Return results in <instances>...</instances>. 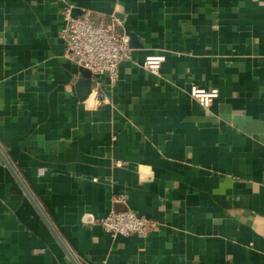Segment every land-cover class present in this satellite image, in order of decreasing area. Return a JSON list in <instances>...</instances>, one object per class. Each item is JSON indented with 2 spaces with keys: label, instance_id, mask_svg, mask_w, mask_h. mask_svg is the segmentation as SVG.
Segmentation results:
<instances>
[{
  "label": "crops",
  "instance_id": "obj_1",
  "mask_svg": "<svg viewBox=\"0 0 264 264\" xmlns=\"http://www.w3.org/2000/svg\"><path fill=\"white\" fill-rule=\"evenodd\" d=\"M67 8L131 35L105 103L80 98ZM0 150L31 196L0 156V264H264V0H0ZM113 204L158 229L111 237Z\"/></svg>",
  "mask_w": 264,
  "mask_h": 264
},
{
  "label": "built area",
  "instance_id": "obj_2",
  "mask_svg": "<svg viewBox=\"0 0 264 264\" xmlns=\"http://www.w3.org/2000/svg\"><path fill=\"white\" fill-rule=\"evenodd\" d=\"M63 16L65 25L61 37L66 47V56L89 71L93 91L97 92L94 96L95 103H105L106 90H98L94 84H98L101 77H106L108 82L105 87L108 90L116 87L121 62L131 60L130 34L116 20L107 24L96 22L88 11L75 17L71 8H67L63 11ZM165 61L164 54L152 51L145 56L142 66L153 74L161 75ZM189 92L205 109L210 108L220 95L218 88L207 89L196 84L190 85ZM124 164L122 160L116 161L118 167ZM121 201L125 203L126 198ZM101 226L113 238L148 237L158 229L159 224L155 219L130 207L119 210L113 204L106 217L101 219Z\"/></svg>",
  "mask_w": 264,
  "mask_h": 264
},
{
  "label": "water",
  "instance_id": "obj_3",
  "mask_svg": "<svg viewBox=\"0 0 264 264\" xmlns=\"http://www.w3.org/2000/svg\"><path fill=\"white\" fill-rule=\"evenodd\" d=\"M131 37V35H130ZM78 90H79V95L81 100L85 99L86 97H88V95L91 92L92 89V82L90 79V73L89 75H86L84 78H82L79 81L78 84ZM0 156L3 158V160L5 161L6 165L8 166V168L13 172L14 176L17 178V180L19 181V177L17 175V173L14 171L12 165L9 163V161L7 160V158L5 157V155L2 153V151L0 150ZM21 183V181H19ZM21 186L24 188V190L27 192L28 196L31 198L30 193L28 192L27 188L21 183ZM38 208V207H37ZM39 212L41 213L42 217L44 218V221L46 222V224L49 226V228L52 230V232L54 233V235L56 236V238L58 239V241L60 242V244L65 248L64 244L62 243L61 239L59 238L58 233L56 232V230L54 229V227L50 224V222L45 218V216L42 214V212L40 211V209L38 208ZM66 250V249H65Z\"/></svg>",
  "mask_w": 264,
  "mask_h": 264
}]
</instances>
